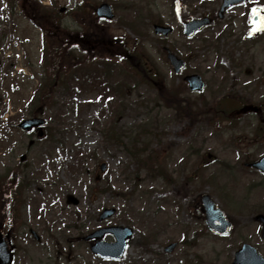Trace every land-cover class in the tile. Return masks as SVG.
Instances as JSON below:
<instances>
[{"label":"rangeland","instance_id":"obj_1","mask_svg":"<svg viewBox=\"0 0 264 264\" xmlns=\"http://www.w3.org/2000/svg\"><path fill=\"white\" fill-rule=\"evenodd\" d=\"M42 1L46 6L52 2ZM73 1L54 0L59 9L69 8ZM113 1L117 5L116 20L107 29L108 37L126 33L129 40L134 39V34L120 24L138 14L145 33L139 40L150 48L154 64L163 77L160 84L167 83L173 88L181 80L174 77L162 52L161 39L154 35L150 26V18L174 27L175 33L168 42L180 56H190L194 52L199 57L191 61V69L205 79L204 95L208 100H222L237 94L253 103L264 101V89L259 84V80L264 79V40L253 45L246 39L251 35L257 37L264 28V0L254 1L263 7L252 15L249 11L248 17L241 16V9L235 10L233 13L241 18L234 28L220 23L190 42L180 36L181 20L191 11L201 12V7L204 11L214 10L217 0ZM9 5L10 1L0 0L1 124H6L7 118L12 117L13 123H19L31 116L35 107L31 98L41 80V32L18 10L15 16L10 15ZM249 16L252 24L246 37L244 27L246 23L249 26ZM231 30L233 35H230ZM219 32L224 35L213 47L203 44L205 37L216 42ZM237 62H243L242 69L234 66ZM120 79L116 78L112 84ZM135 81H123V87L128 86L126 108L117 123L122 144L107 141L102 134L100 126L106 121L98 115L104 107L98 109V90L79 93L57 90L51 107L43 113L48 127L53 130L54 141H37L35 135L16 130L10 132L6 142L4 132V139L0 140V180L7 176L29 184L24 194L26 205L18 212L20 221L12 225L18 250L16 264H53L56 260L60 264H182L185 260L199 264H232L234 251L240 245L239 236L217 239L204 233L199 198L208 193L219 201L226 195L224 186L227 184H263L256 191V203L251 208L262 210L264 181L240 171L246 154L252 158L264 155V143L254 147L247 143L248 138L256 136V126L251 125L255 116H241L234 129L226 130L227 123L216 127L215 120L206 124L201 120L178 119L174 111L154 100L158 85L147 82V85H140L136 77ZM135 85L138 88L135 89ZM185 96L193 101H198L199 97L191 93ZM144 129L149 131L142 133ZM137 135H140V145H148L149 149L159 152L170 181L139 171L124 146ZM233 140L238 144H230ZM79 154H82L81 159ZM23 156L25 161L21 162ZM102 163L107 164L104 174L99 170ZM230 167L236 170L231 171ZM108 186L113 192L108 191ZM223 203L221 205L230 216L236 217L246 211L244 206H234L231 199ZM106 208H114L116 214L100 223L99 216ZM77 212L82 214L80 225L84 227L82 230L69 229L68 226L77 222ZM252 222L249 219L246 224L250 229L248 233L257 238L258 225ZM102 226H126L134 230L121 260H102L94 256L89 244L82 240ZM30 229L39 233L41 244L30 239ZM242 229L241 226L238 231L241 236ZM106 241L114 239L109 236ZM175 242L179 245L174 252L166 253L165 248ZM260 249L264 255V246Z\"/></svg>","mask_w":264,"mask_h":264},{"label":"water","instance_id":"obj_2","mask_svg":"<svg viewBox=\"0 0 264 264\" xmlns=\"http://www.w3.org/2000/svg\"><path fill=\"white\" fill-rule=\"evenodd\" d=\"M99 14L102 16H106L108 18H112V14H111V10L108 6H103L100 10H99ZM171 32L170 29H166V28H162V27H156V33H163L165 35H168ZM169 59L171 60L174 68L176 69L177 72H179L183 67H184V63L182 61H180L179 59H177L174 55H169ZM187 80L190 82L191 85V89L192 90H196V89H202L203 88V83L200 79L199 76H193L190 78H187ZM251 110H256L253 107H245L242 112H247V111H251ZM44 122L42 120H38V119H32V120H28L23 122L20 127L24 130V131H29L31 130L33 127H37V126H41L43 125ZM41 136L43 135V133L40 134ZM257 167H259L260 169L264 170V159L261 161L260 164H257ZM106 166L103 165L102 166V171H105ZM207 199V203L210 202L208 198ZM210 204V203H209ZM114 214V211H105L104 214L102 215V220L109 218L110 216H112ZM264 220V218H262ZM222 221V219H221ZM223 222V221H222ZM224 227L228 228L229 226H227V224H223ZM230 225V224H229ZM219 232H222L221 230H218ZM108 232H112L115 233L117 235V237L119 239H121V243L114 248V252L111 254H108V257H114V258H120L122 256L123 253V248H124V241L126 238L130 237L132 234V231L129 229H119V228H112V229H107V230H103L100 231L96 234H94L92 237H102L105 233ZM102 245H97L96 247H94V252L103 255L104 257H107L106 252L104 251V249L101 247ZM170 250L172 249V247L169 248ZM0 257L3 258L5 257L3 260L0 258L1 262L3 264H9L10 263V256L8 255H3L2 252H0ZM255 257L257 259H255L256 261L250 262L252 264H264V260L259 257L257 254L255 255ZM235 264H249V262L246 261H242L241 257L237 256V259L235 261Z\"/></svg>","mask_w":264,"mask_h":264},{"label":"flooded vegetation","instance_id":"obj_3","mask_svg":"<svg viewBox=\"0 0 264 264\" xmlns=\"http://www.w3.org/2000/svg\"><path fill=\"white\" fill-rule=\"evenodd\" d=\"M239 143L242 144L243 142H239ZM230 144H232V143H230ZM250 157H252V156L249 154H246V157H244V159H243L244 162L240 165V167H241L240 171H242L248 175H252V176L255 174H256V176L259 175L262 177V179L264 181V177L261 175L262 173L255 170V169H252L249 166L251 163H253V162H249L247 160V158H250ZM229 170L235 171L236 169L232 167ZM244 178L245 177H243V179ZM261 185H263V184H255L254 183L253 185H246V186H242V185L236 186V185L227 184L224 186L226 195L223 198H221V197L219 198V202H221V203H223V202L228 203V199H231L234 206L241 205V206L246 207V211L241 212L240 214H237L236 217H234V218H232L231 216L228 217L235 226V229H234L235 235L239 236V239H240L239 248L242 247L244 244H249V245L255 246L256 249L260 251V246H264V240L261 238V236H257V238H258V240H257L256 236L249 235L248 231L250 229L246 226L249 219L255 220V217L258 214H260V213H257L256 215L254 213L251 214V212H249V210L251 208H253L252 204L256 203L254 196L256 195V191L260 189ZM200 203L202 205L203 202L200 201ZM261 206H262V208H264V203H262ZM204 218H205V213H204ZM241 226L243 228L241 230V231H243L242 232L243 236H241V234H239V232H240L239 228ZM260 235H261V233H260ZM254 240H256L257 243H255Z\"/></svg>","mask_w":264,"mask_h":264},{"label":"trees","instance_id":"obj_4","mask_svg":"<svg viewBox=\"0 0 264 264\" xmlns=\"http://www.w3.org/2000/svg\"><path fill=\"white\" fill-rule=\"evenodd\" d=\"M41 9H43L41 6H39V5H33L32 6V11H33V13H35V18H36V22L37 23H39V21H45V19L42 17V10ZM47 23V22H46ZM53 61H54V59H52L51 61H50V63L48 64L49 65V67H52V65H53ZM136 70L138 71V72H140V74L141 75H143L144 77L146 76V75H148L149 77H150V75H149V73L147 72V71H145L144 69H142V68H136ZM144 79V78H143ZM53 80L55 81V78H53ZM52 82L53 81H51V83L48 85V86H46V88H44V89H42L41 91H39V94H40V96L37 98V100L38 101H46V100H48L49 98H51L50 96H49V94H47V92L49 91L50 93H51V91H52V89L50 88L49 89V87H52V88H54V85H51L52 84ZM51 85V86H50ZM68 87V86H67ZM69 88V87H68ZM159 97H160V99L163 101V102H165V103H169V102H171V101H173V102H177V98H175L174 97V94L171 92V91H161L160 93H159ZM175 98V99H174ZM177 107H178V109H177V112H178V114H179V116L180 117H185V118H191L192 120H197V115H201L202 114V111H195L194 109H193V107L189 104V103H187L186 104V106L185 107H181V106H178L177 105ZM211 112V109L210 108H208V105L207 104H205L204 105V111H203V113H205V114H208V113H210ZM211 114L212 115H214V112L212 111L211 112ZM135 147V146H134ZM136 155V154H135ZM137 157V156H136ZM152 159H153V157L152 156H150V157H148V159H144V160H142V162H143V164L144 165H147L146 167L151 171V169H152V166H149L150 165V162L152 161ZM137 160H139L138 158H137ZM142 167V166H141Z\"/></svg>","mask_w":264,"mask_h":264}]
</instances>
